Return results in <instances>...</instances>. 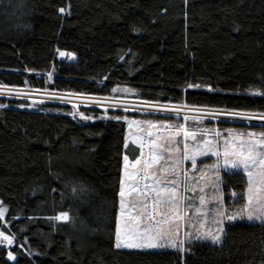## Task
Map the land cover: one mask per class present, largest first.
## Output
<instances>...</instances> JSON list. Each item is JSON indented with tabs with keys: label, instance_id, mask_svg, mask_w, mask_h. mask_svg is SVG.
I'll use <instances>...</instances> for the list:
<instances>
[{
	"label": "trees",
	"instance_id": "trees-1",
	"mask_svg": "<svg viewBox=\"0 0 264 264\" xmlns=\"http://www.w3.org/2000/svg\"><path fill=\"white\" fill-rule=\"evenodd\" d=\"M60 51L77 60H58ZM262 85L264 0H0L3 87L98 98L128 88L148 103L259 114L264 96L249 93ZM24 107L0 98V201L8 209L0 231L18 242L0 246V264H264L259 224L227 228L223 248L117 249L123 156L139 152L125 148L126 124L83 122L68 105ZM223 181L234 210L231 192H243L245 178L224 173ZM81 183L88 192L77 200L70 185ZM61 211L75 223L46 219Z\"/></svg>",
	"mask_w": 264,
	"mask_h": 264
},
{
	"label": "snow or ice",
	"instance_id": "snow-or-ice-1",
	"mask_svg": "<svg viewBox=\"0 0 264 264\" xmlns=\"http://www.w3.org/2000/svg\"><path fill=\"white\" fill-rule=\"evenodd\" d=\"M59 12L65 14L66 9L60 8ZM59 55L61 57L70 55L73 60L76 58L74 54L63 51H60ZM249 94L264 96V91H250ZM122 107L124 111H128V106ZM152 107L159 113L175 111L177 113L175 118H180L176 109L162 105ZM80 116L81 119H88L83 113ZM242 118L249 121L259 119L264 122V113H246ZM107 119L123 120L127 123L128 139L125 141V148L132 144L135 149H139L131 160L127 154L123 156V176L118 192V216L115 222L117 249L171 248L184 253L191 252L190 246L196 241L209 242L213 246L223 248L226 237L225 221L229 222L230 227L236 226L237 221L264 226V129L259 132H235L228 129L223 139L222 134L215 131L213 139L206 138V129L189 128L187 115L182 117L184 123L176 126L166 122L173 119L171 116L143 121L130 120L120 115ZM192 119L194 122L197 121V117ZM198 136L201 137L199 141ZM189 140L192 141L191 144ZM204 157H215V161L208 164L202 159ZM222 169L245 177L244 191L239 194L236 191L231 192V197H239L233 204L234 210L231 211L223 201V179L220 175ZM209 172L212 173L211 177ZM70 187L77 200L88 192L82 183L72 184ZM209 187L213 190L211 198L216 202V206L211 209L213 212L211 224L215 225L214 228L207 227L210 210L205 206L209 203L206 193ZM197 191L200 193L197 197L199 206L194 202L186 204L185 201L192 199L187 193L195 195ZM133 194L134 199H130ZM191 210L200 217L192 225L196 233L184 231L181 238V229L187 228L186 222L190 219ZM6 212L7 208L3 207V201H0V219L5 217ZM104 214L105 210L102 209V215ZM46 219L74 224L77 217L70 215L68 211H61ZM14 243H18L14 235L0 231V245L6 244L11 247ZM8 259L15 261L16 256L8 252Z\"/></svg>",
	"mask_w": 264,
	"mask_h": 264
},
{
	"label": "rangeland",
	"instance_id": "rangeland-1",
	"mask_svg": "<svg viewBox=\"0 0 264 264\" xmlns=\"http://www.w3.org/2000/svg\"><path fill=\"white\" fill-rule=\"evenodd\" d=\"M76 57V56H75ZM68 59L69 61L75 62L77 60V57L75 60L71 59V56H65L61 57L58 53V60L64 61ZM124 89L128 88H121L118 90L117 95L112 98H102V99H96L98 97H94L95 100H93L92 96H80L77 94H69V93H57V92H51V91H39V90H33L30 88H7L0 86V98L3 99H9V100H21L26 102V107L22 108L24 110H31L34 108H37L38 106L44 105V104H59L64 106H71L73 113L80 116L81 113L84 114V116L88 117V119H82L83 122H96L101 119H107V117H110L109 111H117L122 112V117H127L130 120H146V119H152V120H159L154 117L150 116H156V117H165V116H171L173 119L166 121L167 123L172 124L173 126L179 125L184 123L182 120V117L175 118L177 116V113L175 111L174 114L171 113H157V112H150L147 110L155 111L154 108H151L150 103H143L144 101H139L135 99L134 92H125ZM19 93V94H17ZM85 97H92V98H85ZM107 99V100H106ZM102 100V101H99ZM105 100V101H103ZM75 105L76 107H73ZM122 106H128V111H124ZM167 108H172L178 110L179 114H183L187 111L186 115H188L189 120L187 121V126L189 128H196L199 129H206L207 130V137L206 138H213V133L215 131H219L222 134L221 139H223V136L227 134L228 129H233L235 132H248V131H257L264 129V122L260 121L259 119L256 120H246L243 119V114L246 113H237V112H228V111H220V110H209V109H201V108H191L185 105H174V104H167L165 105ZM97 109L101 112H103V115H101L98 118H96L94 115L89 114L88 112L83 111V109ZM107 109V111H105ZM140 109V110H137ZM235 114V115H234ZM192 117H197V121L194 122ZM81 118V116H80ZM123 121V120H121ZM124 122V121H123ZM125 123V122H124ZM221 123H228V124H238L241 126H229V127H223L221 126ZM127 126V139H128V125ZM182 139V137H181ZM201 137H197V140L199 141ZM189 143L191 144L192 141L189 140ZM208 162V164H212L215 161V157H204L202 158ZM200 162L198 161V169H200ZM224 173L227 174H239V173H231L228 172V170H221V177L223 179ZM196 175H199V171L196 173ZM123 176V174H122ZM209 176H212V173L209 172ZM245 178V177H244ZM224 181H223V201L225 204L226 195L224 193ZM207 198L209 200V203L206 204V208H208L209 211V224L207 227L214 228L215 225L211 224V219L213 216V212L211 209H213L216 206V202L212 200V193L213 190L211 187L206 189ZM188 196H191V201H185V203H195L197 206H199V201L197 197L200 195V193L197 191L195 195L192 193H187ZM135 194H133V197L130 199H134ZM232 200L234 201L235 198L232 197ZM226 206V204H225ZM3 207H5L3 205ZM227 207V206H226ZM231 211V210H230ZM8 215V209L6 212L5 217L2 219L4 222L7 220ZM133 215H135V212H133ZM189 217L190 219L186 222L187 228L182 227L181 229V238H183L184 231L192 232L193 234L196 233V229L192 227L193 224L197 222V220L200 219V217L196 216L194 213V210L189 211ZM134 223V222H133ZM144 223V221H142ZM236 224H249L247 221H237ZM253 225V224H249ZM198 227V225H197ZM225 230L230 227L229 222L225 221L224 224ZM194 244H210L209 242L201 243V242H194ZM211 245V244H210ZM4 248L8 249L9 246L6 244L0 245ZM189 246V245H185ZM120 250H134V251H151V252H166V251H176L171 248H155V249H149V248H120Z\"/></svg>",
	"mask_w": 264,
	"mask_h": 264
},
{
	"label": "built area",
	"instance_id": "built-area-1",
	"mask_svg": "<svg viewBox=\"0 0 264 264\" xmlns=\"http://www.w3.org/2000/svg\"><path fill=\"white\" fill-rule=\"evenodd\" d=\"M85 98H92V97H85ZM96 99H102V98H96ZM93 100H95L94 99V97H93ZM107 100V99H106ZM99 101H102V100H99ZM103 101H105V100H103ZM150 104H153V105H162V106H164L165 107V105H163V104H156V103H150ZM151 108H153L152 107V105H151ZM167 108V107H166ZM147 111H150V112H152V113H154V112H156V111H151V110H147ZM187 111L188 110H186V112H184L183 114H179V116H181V117H183V116H185L186 115V113H187ZM158 113V112H157ZM172 114H174V112H171ZM171 113H167V114H170L171 115ZM175 115V114H174ZM188 116V115H187Z\"/></svg>",
	"mask_w": 264,
	"mask_h": 264
},
{
	"label": "water",
	"instance_id": "water-1",
	"mask_svg": "<svg viewBox=\"0 0 264 264\" xmlns=\"http://www.w3.org/2000/svg\"><path fill=\"white\" fill-rule=\"evenodd\" d=\"M3 247V246H2ZM4 248V247H3Z\"/></svg>",
	"mask_w": 264,
	"mask_h": 264
}]
</instances>
